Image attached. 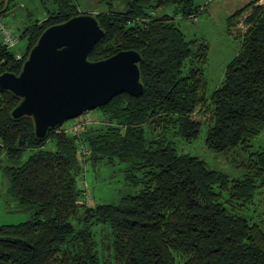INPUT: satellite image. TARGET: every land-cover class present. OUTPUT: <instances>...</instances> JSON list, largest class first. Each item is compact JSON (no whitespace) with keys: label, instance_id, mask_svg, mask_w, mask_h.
I'll list each match as a JSON object with an SVG mask.
<instances>
[{"label":"trees","instance_id":"1","mask_svg":"<svg viewBox=\"0 0 264 264\" xmlns=\"http://www.w3.org/2000/svg\"><path fill=\"white\" fill-rule=\"evenodd\" d=\"M98 1L106 9L93 14L104 33L89 57L137 49L143 91L113 95L98 107L101 121L80 135L58 125L40 138L31 115H11L19 97L0 89V170L8 194L29 213L0 223V264H264V217L247 212L264 183V148L250 152L246 171L237 177L177 148V136L194 138L201 126L191 113L206 98L207 44L187 37L175 17H191L199 5ZM16 3L0 0V17ZM239 4L226 23L229 29L243 16L240 48L209 95L205 143L214 151L248 145L264 129V3ZM78 6L79 0H36L25 7L17 25L25 38L21 57L0 38V72H18L41 31L79 13ZM162 7L168 9L152 13ZM40 10L44 15L35 14ZM49 138L52 147L44 146ZM81 143L92 163H124L125 178L140 189L116 201L83 200L77 183Z\"/></svg>","mask_w":264,"mask_h":264},{"label":"water","instance_id":"2","mask_svg":"<svg viewBox=\"0 0 264 264\" xmlns=\"http://www.w3.org/2000/svg\"><path fill=\"white\" fill-rule=\"evenodd\" d=\"M103 33L90 12L46 26L19 71L0 72V89L19 97L11 115H31L35 135L44 138L50 128L99 107L118 92L140 94L143 83L138 63L142 55L137 49H119L98 59L89 57Z\"/></svg>","mask_w":264,"mask_h":264},{"label":"rangeland","instance_id":"3","mask_svg":"<svg viewBox=\"0 0 264 264\" xmlns=\"http://www.w3.org/2000/svg\"><path fill=\"white\" fill-rule=\"evenodd\" d=\"M16 1L18 3L8 8L7 13L2 17L18 38L13 48L15 50L21 49L25 45V38L19 36L17 25L22 26L26 12L25 7H33L36 0ZM244 1L246 0H211L209 3L202 4L203 8L197 12L195 18L181 17L180 15L175 17L187 37L202 39L207 44L206 58L202 62L203 92L206 98L191 113L194 119L200 121L201 126L194 138L187 139L183 136H177V148L198 155L205 160L208 166L225 172L229 177L242 176L246 171V165L250 161L248 159L250 152L254 149L264 148V129L252 136L248 141L249 144L245 146L241 145L223 151H214L205 143L206 126L212 118V104L209 95L221 81L227 62L238 52L241 44V35L238 33L242 32L245 27L241 20L243 16H241L228 29L226 17L237 5H240L239 3ZM78 9L80 12L95 13L106 9V5L98 0H79ZM167 9L168 7H162L152 13H160ZM35 14L44 15L41 10L36 11ZM83 113L64 120V124L82 117ZM87 113L88 116L86 115V117L93 120L90 124L101 121V111L98 107L87 110ZM53 145L52 138H49L44 144L46 147H52ZM28 152L29 150H26L23 157ZM87 156L88 152L86 153V159ZM79 158H81L80 153ZM86 159L81 161L82 171L77 178V183L82 187L83 179H85L92 202L116 201L123 194L135 193L140 189V183L133 184L125 178L124 163L117 159L114 162L100 160L95 163ZM252 198L253 202L248 204V214L254 219L264 217V183L256 187ZM28 216L29 213L19 209L15 198L8 194L6 177L0 170V223L18 222Z\"/></svg>","mask_w":264,"mask_h":264},{"label":"built area","instance_id":"4","mask_svg":"<svg viewBox=\"0 0 264 264\" xmlns=\"http://www.w3.org/2000/svg\"><path fill=\"white\" fill-rule=\"evenodd\" d=\"M259 2L263 3V0H258ZM195 15H191V18ZM0 38L2 42L10 48H14L16 45L18 38L15 35V33L12 31V29L9 27V25L6 23V21L0 17ZM15 54L17 58L21 57V51L20 49L15 50ZM86 115L88 116L87 111L83 113V116L77 119H73L70 123L64 124V121L59 124V130H64L70 133H74L77 135H80L82 130L86 128V126L93 122V120H89ZM88 152L87 148L84 146V144H80V157L81 161H84L86 159V153ZM83 194L82 198L86 202L89 203L90 201V193L88 190V186L86 184L85 179H83Z\"/></svg>","mask_w":264,"mask_h":264},{"label":"crops","instance_id":"5","mask_svg":"<svg viewBox=\"0 0 264 264\" xmlns=\"http://www.w3.org/2000/svg\"><path fill=\"white\" fill-rule=\"evenodd\" d=\"M196 1V3L199 5V10L201 9V8H203V3H209L211 0H195ZM195 16H197V14H195Z\"/></svg>","mask_w":264,"mask_h":264}]
</instances>
